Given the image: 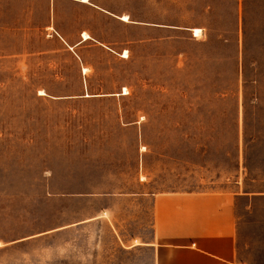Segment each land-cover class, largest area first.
<instances>
[{
  "label": "rangeland",
  "instance_id": "rangeland-1",
  "mask_svg": "<svg viewBox=\"0 0 264 264\" xmlns=\"http://www.w3.org/2000/svg\"><path fill=\"white\" fill-rule=\"evenodd\" d=\"M90 3L0 0V264H148L154 196L264 188V0ZM52 11L120 48L92 88Z\"/></svg>",
  "mask_w": 264,
  "mask_h": 264
},
{
  "label": "crops",
  "instance_id": "crops-1",
  "mask_svg": "<svg viewBox=\"0 0 264 264\" xmlns=\"http://www.w3.org/2000/svg\"><path fill=\"white\" fill-rule=\"evenodd\" d=\"M83 3L91 5L90 1ZM51 18L48 29L54 34L47 35V44L54 48L51 52L78 57L82 62V88H92L90 77L100 61L87 58L86 62L85 56L99 52L106 57L120 52V48L91 29L65 30L58 24L55 11L51 12ZM84 32L90 38L85 39ZM137 45L138 38L132 37L130 52ZM26 47L19 52H41L36 43L30 49ZM37 87L47 88L42 84ZM153 208L155 236L146 243L153 255L148 264H264V188L241 186L238 190L160 193L153 198Z\"/></svg>",
  "mask_w": 264,
  "mask_h": 264
},
{
  "label": "bare ground",
  "instance_id": "bare-ground-1",
  "mask_svg": "<svg viewBox=\"0 0 264 264\" xmlns=\"http://www.w3.org/2000/svg\"><path fill=\"white\" fill-rule=\"evenodd\" d=\"M81 1L87 3V2H89L90 0H81ZM123 18H124V20H127V19H128L127 16H125V17H123ZM83 37H84L85 39L90 38V36H89V34H88L87 32H84V33H83ZM125 53H127V51H125ZM85 70L87 71V69H85ZM126 93H128L127 89H125V94H126ZM41 94H45V93L42 92Z\"/></svg>",
  "mask_w": 264,
  "mask_h": 264
}]
</instances>
